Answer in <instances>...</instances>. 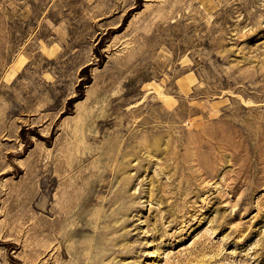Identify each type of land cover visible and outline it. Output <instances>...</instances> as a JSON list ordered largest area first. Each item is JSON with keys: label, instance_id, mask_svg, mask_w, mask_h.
Returning a JSON list of instances; mask_svg holds the SVG:
<instances>
[{"label": "rangeland", "instance_id": "rangeland-1", "mask_svg": "<svg viewBox=\"0 0 264 264\" xmlns=\"http://www.w3.org/2000/svg\"><path fill=\"white\" fill-rule=\"evenodd\" d=\"M0 264H264V0H0Z\"/></svg>", "mask_w": 264, "mask_h": 264}, {"label": "bare ground", "instance_id": "bare-ground-1", "mask_svg": "<svg viewBox=\"0 0 264 264\" xmlns=\"http://www.w3.org/2000/svg\"><path fill=\"white\" fill-rule=\"evenodd\" d=\"M72 185V184H71ZM74 185V184H73ZM69 188H71V187H69ZM75 188V187H74ZM79 190V189H78ZM69 193H71V192H69ZM78 193V192H77ZM77 196V195H76ZM64 198V197H63ZM74 199V198H73ZM64 199H62V201H63ZM78 204H79V202H78ZM82 206V205H81ZM79 209V208H78ZM78 211V210H77ZM81 213V212H80ZM72 217H75V216H72ZM78 219V218H77ZM57 220H58V217H55L54 218V220H53V222L54 223H56L57 222ZM77 225V224H76ZM78 226V225H77ZM85 227H83L82 229H84ZM76 229V228H75ZM75 233V232H74ZM62 237V236H61ZM64 237V236H63Z\"/></svg>", "mask_w": 264, "mask_h": 264}]
</instances>
